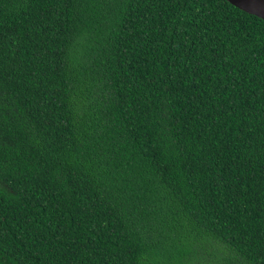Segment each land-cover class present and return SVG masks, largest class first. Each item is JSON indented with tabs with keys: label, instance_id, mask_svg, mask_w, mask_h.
<instances>
[{
	"label": "trees",
	"instance_id": "16d2710c",
	"mask_svg": "<svg viewBox=\"0 0 264 264\" xmlns=\"http://www.w3.org/2000/svg\"><path fill=\"white\" fill-rule=\"evenodd\" d=\"M0 264H264V21L0 0Z\"/></svg>",
	"mask_w": 264,
	"mask_h": 264
},
{
	"label": "water",
	"instance_id": "95a60500",
	"mask_svg": "<svg viewBox=\"0 0 264 264\" xmlns=\"http://www.w3.org/2000/svg\"><path fill=\"white\" fill-rule=\"evenodd\" d=\"M233 7L264 21V0H225Z\"/></svg>",
	"mask_w": 264,
	"mask_h": 264
}]
</instances>
